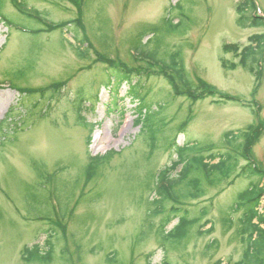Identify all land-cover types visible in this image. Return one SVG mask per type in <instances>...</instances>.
<instances>
[{
  "label": "rangeland",
  "instance_id": "374dc122",
  "mask_svg": "<svg viewBox=\"0 0 264 264\" xmlns=\"http://www.w3.org/2000/svg\"><path fill=\"white\" fill-rule=\"evenodd\" d=\"M71 1L18 0L20 11L1 0L0 264L239 263L247 206L235 203L258 180L243 177L242 167L250 158L264 173V56L250 73L239 52L264 26L235 25L240 0ZM254 2L264 16V0ZM17 26L41 30L28 34ZM225 45L239 51L225 52ZM135 49L165 62L179 49L192 88L205 95L186 97ZM107 64L129 70L130 79H108ZM27 87L35 90L16 89ZM227 133L243 138L227 142ZM174 143H193L204 157L230 155L235 165L224 179L192 173L202 179L203 194L180 207L199 221L177 243L165 235L176 220L164 235L155 231L160 218L153 230L144 223L153 179L175 160ZM104 154L112 156L101 163ZM257 210L264 211V196Z\"/></svg>",
  "mask_w": 264,
  "mask_h": 264
},
{
  "label": "trees",
  "instance_id": "16d2710c",
  "mask_svg": "<svg viewBox=\"0 0 264 264\" xmlns=\"http://www.w3.org/2000/svg\"><path fill=\"white\" fill-rule=\"evenodd\" d=\"M1 8V0H0ZM255 7L252 0H240L235 8L236 20L235 25L240 29L246 28H259L263 27V21L261 18L257 17L254 13ZM181 23L176 26L178 28ZM156 33V29H152ZM225 52L228 51H239L237 45H225L223 47ZM264 53V34L252 35L248 38L247 45L239 52L240 60L239 64L245 68L248 72H254L253 65L257 68V62L261 59ZM144 57L156 61L152 56L143 53ZM81 56H85L81 53ZM167 61L160 60L164 65L167 72V77L174 82V84L179 83V87L182 89V93L192 99L198 100L202 98L201 92H197L195 88H192L190 81L188 80L187 74L184 70L183 61L181 58V53L179 49H175L172 52L166 54ZM107 72V78L111 79H130L131 72L127 69L115 67L111 64H107L105 67ZM134 76H138L134 74ZM256 80L259 79V71H256ZM139 85V81L136 82ZM131 89H135L131 87ZM201 94V95H200ZM208 95H213V93H208ZM223 98V97H221ZM228 101L238 102L237 99H232L230 97L223 98ZM78 113L81 112V106L78 103ZM151 115V114H148ZM231 136L229 142H234L237 138L243 136L239 133H227L225 137ZM253 135L246 136L243 145V157H247L246 154L249 150V146L252 143ZM153 136L151 140L153 141ZM153 143V142H152ZM175 156V160L170 161V165L166 166L164 169L159 171L153 179V199L148 202L145 206L146 218L144 223L148 225L149 228H154V222L156 218H160L159 224L155 228L157 234L161 235L166 230V227L174 220L176 224L173 228L165 233V235L171 236L172 242L177 243L180 238L179 236L185 235L186 231L197 224L199 218L197 216L189 217V213L186 209L180 207V202L186 200H196L200 198L203 194V183L202 179L198 176H193L192 173H198L200 170L204 172L205 177H210L213 173H217L221 178H228L232 169L235 165H230L232 157L230 155L221 154H210L204 157L198 153L197 155H190L191 152H196L197 147L193 143H186L181 147L171 146ZM111 154H106L103 157H98V161L104 163L109 160ZM171 157V155H170ZM217 160L215 164L214 162ZM97 161V162H98ZM177 169L179 171L172 175ZM241 174L243 177L248 178H258L257 181L251 180L247 185L246 189L238 194L237 202L235 203V208L237 205L247 206L244 217L241 219V229L240 232L243 236L246 235V250L243 255L242 261L236 264H264V227L261 228V224H264V211L258 212L259 201L262 196H264V185L261 181L264 179V173L259 170L251 161L247 162L244 167H242ZM193 176V177H192ZM256 182V183H254ZM177 189V192H176ZM169 193L175 195V201L173 205L168 206ZM204 212V211H203ZM203 214V213H202ZM256 220V223H253ZM174 239V240H173ZM33 251H38V245H34ZM29 249L26 247L23 252L25 255L29 253ZM165 264V263H164Z\"/></svg>",
  "mask_w": 264,
  "mask_h": 264
},
{
  "label": "bare ground",
  "instance_id": "6f19581e",
  "mask_svg": "<svg viewBox=\"0 0 264 264\" xmlns=\"http://www.w3.org/2000/svg\"><path fill=\"white\" fill-rule=\"evenodd\" d=\"M42 144L45 145L44 147H49L50 148L52 146L49 138L47 137V135L43 134Z\"/></svg>",
  "mask_w": 264,
  "mask_h": 264
}]
</instances>
